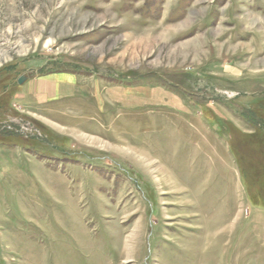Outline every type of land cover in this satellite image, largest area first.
<instances>
[{"label":"rangeland","instance_id":"374dc122","mask_svg":"<svg viewBox=\"0 0 264 264\" xmlns=\"http://www.w3.org/2000/svg\"><path fill=\"white\" fill-rule=\"evenodd\" d=\"M263 191L264 0H0V264H264Z\"/></svg>","mask_w":264,"mask_h":264},{"label":"crops","instance_id":"0c3cea01","mask_svg":"<svg viewBox=\"0 0 264 264\" xmlns=\"http://www.w3.org/2000/svg\"><path fill=\"white\" fill-rule=\"evenodd\" d=\"M50 79V78H49ZM57 82H59V81H62V82H64L63 80H61V79H59V78H56L55 79ZM38 81H40V80H38ZM47 81H48V79H47ZM50 81H52V80H50ZM48 83L49 82H46V83H39V85H38V87H37V85L36 84H34V85H32V84H30L28 87V93H29V96H35V98L36 99H38V100H42V99H44V96L45 95H48V91L50 90L51 92H52V90L54 91V92H56L57 91V88L58 87H54V86H52V87H49L48 86ZM37 87V88H36ZM62 89H63V91H66L67 90V88H63L62 87Z\"/></svg>","mask_w":264,"mask_h":264},{"label":"water","instance_id":"95a60500","mask_svg":"<svg viewBox=\"0 0 264 264\" xmlns=\"http://www.w3.org/2000/svg\"><path fill=\"white\" fill-rule=\"evenodd\" d=\"M24 79H25L24 77H23V78H20V79L18 80V83L21 84V83L24 81Z\"/></svg>","mask_w":264,"mask_h":264},{"label":"trees","instance_id":"16d2710c","mask_svg":"<svg viewBox=\"0 0 264 264\" xmlns=\"http://www.w3.org/2000/svg\"><path fill=\"white\" fill-rule=\"evenodd\" d=\"M263 193H264V191H263ZM261 195H263V196H264V194H261Z\"/></svg>","mask_w":264,"mask_h":264},{"label":"bare ground","instance_id":"6f19581e","mask_svg":"<svg viewBox=\"0 0 264 264\" xmlns=\"http://www.w3.org/2000/svg\"><path fill=\"white\" fill-rule=\"evenodd\" d=\"M195 45V44H194Z\"/></svg>","mask_w":264,"mask_h":264}]
</instances>
